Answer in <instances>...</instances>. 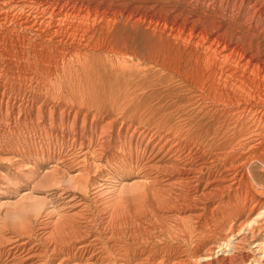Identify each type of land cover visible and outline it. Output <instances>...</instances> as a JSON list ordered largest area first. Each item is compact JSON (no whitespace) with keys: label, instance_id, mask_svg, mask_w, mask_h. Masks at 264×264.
<instances>
[{"label":"rangeland","instance_id":"1","mask_svg":"<svg viewBox=\"0 0 264 264\" xmlns=\"http://www.w3.org/2000/svg\"><path fill=\"white\" fill-rule=\"evenodd\" d=\"M219 1L0 0V19L6 14L9 20L15 17L29 22L31 27L12 28L14 24L7 21L6 29L0 28V35L7 36L10 43L7 46L18 43L19 39L24 40L26 50L28 45L36 49L38 44L46 45L43 41H47L46 34L51 31L45 34L31 22L46 20L52 9H61L69 15L65 23L67 31H63L73 41L71 46L48 45V51L42 52L50 58L46 59V67L39 60L33 62L27 53L22 58L8 56V63L0 58V264H202L197 257L203 253L210 255L213 249L212 259L219 254L235 258L232 264L264 263V213L256 216L264 212V154L258 160L249 161L245 182L230 184V173L221 156L230 148L219 146L229 133H220L218 120L207 114L209 108L202 100L205 93L195 84L203 82L205 67L225 69L242 54L253 64H264V0ZM77 54L79 57L75 60ZM117 62L125 63L126 67L118 66ZM251 143L245 151H251L257 142ZM179 168L188 169L192 179L183 181L181 173L174 171ZM124 185L130 188L131 195H123L124 205L112 207V199ZM251 209L259 210L255 214ZM254 218L257 222L252 228L245 226L246 220L250 222ZM226 236L232 239L227 246L223 242Z\"/></svg>","mask_w":264,"mask_h":264},{"label":"bare ground","instance_id":"2","mask_svg":"<svg viewBox=\"0 0 264 264\" xmlns=\"http://www.w3.org/2000/svg\"><path fill=\"white\" fill-rule=\"evenodd\" d=\"M7 1V0H6ZM12 1V0H11ZM17 1V0H16ZM47 1V0H46ZM213 1V0H212ZM219 1V0H218ZM2 2V1H1ZM37 2V1H36ZM60 2V1H59ZM66 2V1H65ZM217 2V1H216ZM220 2V1H219ZM233 2V1H232ZM47 3V2H46ZM64 3V2H63ZM200 3V2H199ZM227 3V2H226ZM249 3V2H248ZM22 4V3H21ZM29 4V3H28ZM67 4V3H66ZM65 5V4H64ZM92 5V4H91ZM104 5V4H103ZM133 5V4H132ZM199 5V4H198ZM219 5V4H218ZM228 5V4H227ZM232 5V4H231ZM4 6V5H3ZM15 6V5H14ZM45 6V5H44ZM102 6V5H101ZM10 7V6H9ZM19 7V6H18ZM62 7H63V5H62ZM74 7V6H73ZM129 7H131V6H129ZM25 8V7H24ZM69 8V7H68ZM71 8V7H70ZM79 8H80V6H79ZM78 8V9H79ZM88 8V7H87ZM114 8V7H113ZM210 8V7H209ZM208 8V9H209ZM224 8V7H223ZM231 8V7H230ZM253 8H256V7H253ZM26 10L28 9V8H25ZM43 9V8H42ZM65 9H67V8H65ZM72 9V8H71ZM77 9V8H76ZM83 9V8H82ZM128 9V8H127ZM222 9V8H221ZM220 9V10H221ZM233 9H235V8H233ZM4 10V9H3ZM10 10V9H9ZM9 10H8V13H9ZM33 10V9H32ZM95 10V9H94ZM102 10V9H101ZM113 10V9H112ZM129 10V9H128ZM219 10V11H220ZM231 10V9H230ZM5 11V10H4ZM7 11V10H6ZM50 11V10H49ZM71 11V10H70ZM75 11V10H74ZM78 11V10H77ZM76 11V12H77ZM92 11H93V9H92ZM104 11V10H103ZM108 11V10H107ZM111 11V10H110ZM117 11H118V9H117ZM222 11V10H221ZM236 11H238L237 9H236ZM3 12V11H2ZM15 12V11H14ZM17 12V11H16ZM24 12V11H23ZM39 12V11H38ZM84 12V11H83ZM86 12V11H85ZM102 12V11H101ZM112 12V11H111ZM126 12V11H125ZM128 12V11H127ZM144 12H146V11H144ZM216 12V11H215ZM246 12V11H245ZM254 12V11H253ZM253 12H252V14H253ZM261 12L263 13V11L261 10ZM13 13V12H12ZM25 13V12H24ZM45 13V12H44ZM94 13H95V11H94ZM120 13V12H119ZM139 13V12H138ZM175 13V12H174ZM177 13V12H176ZM218 13V12H217ZM223 13V12H222ZM231 13V12H230ZM32 14H34V13H32ZM84 14V13H83ZM99 14V13H98ZM114 14H115V12H114ZM130 14V13H129ZM152 14V13H151ZM153 14H155V13H153ZM158 14V13H157ZM264 14V13H263ZM3 15H4V13H3ZM22 15V14H21ZM81 15V14H80ZM112 15H113V13H112ZM125 15H126V13H125ZM128 15V14H127ZM2 16V15H1ZM24 16V15H23ZM26 16V15H25ZM30 16V15H29ZM38 16V15H37ZM74 16H76V15H74ZM97 16V15H96ZM108 16V15H107ZM238 16V15H237ZM247 16V15H246ZM249 16V15H248ZM262 16H264V15H262ZM261 16V17H262ZM18 17V16H17ZM27 17V16H26ZM45 17V16H44ZM68 17H69V15L67 14V13H64V11L63 10H61V9H59V10H54L53 11V9H52V12L50 13V16H49V18H47L46 20H44V21H41L40 20V23H35V22H31L30 20V22L32 23V25H36L37 27H38V29L40 30V31H42V32H45V34L46 33H48V32H50L51 31V33H48V34H46V38H47V41H43L46 45H37V47L39 48V49H36V47H31L30 45H28V48H27V50H26V48L24 47V43H23V39L21 40V39H19V41H18V43H16V44H13V45H9V46H7V44L6 43H8L7 42V36L5 37L4 35H0V58L1 59H3V60H5V62H7L6 61V58L8 57V56H12V54H13V56L15 55V56H17L18 58H22L26 53H27V56H31L32 58H33V62L35 61V60H39L38 62H40V63H42V65L44 66V67H46V63H48V61H46V59H50L49 57H48V55H42L43 53L42 52H44V51H48V45H50V46H53L54 48L56 47V46H58V45H68V46H71V45H73V41H72V38H70L67 34H66V32H64L63 30H66L67 31V28L65 27V23L67 22V20H68ZM73 17V16H72ZM81 17V16H80ZM83 17V16H82ZM86 17V16H85ZM115 17V16H114ZM137 17V16H136ZM140 17V16H139ZM236 17V16H235ZM12 19H10L9 20V18H8V16L5 14L0 20H1V22H0V28H4V30L6 29L4 26L8 23L7 21H9L10 23H13L14 24V26L12 27V28H17V27H19V28H22L23 30H26V29H30L31 27H30V24H29V22H27V21H23V22H21V21H19L18 20V18H15V17H11ZM25 18V17H24ZM37 18V17H36ZM70 18V17H69ZM128 18H129V16H128ZM145 18V17H144ZM143 18V19H144ZM151 17H149V19H150ZM168 18V17H167ZM242 18V17H241ZM21 19V18H20ZM23 19V18H22ZM32 19V18H31ZM82 19V18H81ZM139 19V18H138ZM157 19V21L159 20L158 18H155V20ZM160 19H162V18H160ZM172 19V18H171ZM175 19V18H174ZM232 19V18H231ZM239 19V18H238ZM249 19V18H248ZM26 20V19H25ZM73 20V19H72ZM85 20V19H84ZM114 20V19H113ZM152 20H153V16H152ZM167 20V19H166ZM165 20V21H166ZM216 20V19H215ZM256 20V19H255ZM133 21H134V19H133ZM132 21V22H133ZM139 21V20H138ZM162 21V20H161ZM180 21H181V19H180ZM233 21V20H232ZM257 21V20H256ZM262 21V20H261ZM92 22V21H91ZM100 22V21H99ZM148 22V21H147ZM168 22V21H167ZM171 22V21H170ZM182 22V21H181ZM237 22H241V21H237ZM250 22V21H249ZM249 22H248V24H249ZM35 23V24H34ZM70 23V22H69ZM86 23V22H85ZM126 23V22H125ZM152 23V22H151ZM172 23V22H171ZM171 23H168L169 25L171 24ZM199 23V22H198ZM165 24V23H164ZM173 24V23H172ZM172 24L170 25V27L172 26ZM187 24V23H186ZM244 24H246V23H244ZM251 24V23H250ZM70 25V24H69ZM88 25V24H87ZM108 25H110L109 23H108ZM155 25V24H154ZM153 25V26H154ZM163 25V24H162ZM180 24H178V26H179ZM200 25V24H199ZM254 25V24H253ZM264 25V24H263ZM23 26H25V27H23ZM91 26V25H90ZM187 27H188V25H186ZM193 26V25H192ZM75 27V26H74ZM155 27V26H154ZM159 27V26H158ZM163 27H164V25H163ZM163 27H161V28H163ZM182 28H184L183 26H181ZM225 27V26H224ZM251 27V26H250ZM34 28V27H33ZM86 28V27H85ZM180 28V27H179ZM202 28V27H201ZM208 28H209V26H208ZM259 28V27H258ZM70 29V28H69ZM75 29V28H74ZM107 29V28H106ZM186 29V28H185ZM190 29V28H189ZM196 29V28H195ZM170 30V29H169ZM204 30V29H203ZM255 30V29H254ZM16 31V30H15ZM77 31V30H76ZM79 31V30H78ZM81 31V30H80ZM83 31V30H82ZM178 31V30H177ZM193 31V30H192ZM212 32H213V30H211ZM258 31V30H257ZM264 31V30H263ZM6 32L8 33V31L6 30ZM13 32V31H12ZM41 32V33H42ZM84 32V31H83ZM87 32V31H86ZM92 32V31H91ZM179 32H181V30L179 31ZM189 32V31H188ZM206 32V31H205ZM221 32V31H220ZM252 32V31H251ZM68 33V32H67ZM187 33V32H186ZM201 33V32H200ZM204 33V32H203ZM202 33V34H203ZM10 34V33H9ZM13 34V33H12ZM187 34H189V33H187ZM197 34V33H196ZM211 34V33H210ZM253 34H254V32H253ZM262 34V33H261ZM16 35H17V33H16ZM20 35V34H19ZM22 35H24V34H22ZM21 35V36H22ZM186 35V34H185ZM184 35V36H185ZM43 36V35H42ZM196 36V35H195ZM213 36V35H212ZM10 37V36H9ZM72 37H73V35H72ZM75 37V36H74ZM86 37V36H85ZM89 37V36H88ZM187 37H189V36H187ZM206 37V36H205ZM11 38V37H10ZM14 38V37H13ZM18 38V37H17ZM199 38H201V37H199ZM198 38V39H199ZM210 38V37H209ZM217 38V37H216ZM45 39V38H44ZM105 39V38H104ZM183 39H184V37H183ZM211 39V38H210ZM219 39V38H218ZM220 39H222V37L220 38ZM21 40V41H20ZM78 40V39H77ZM100 40V39H99ZM196 40V39H195ZM209 40V39H208ZM208 40H207V42H208ZM215 40V39H214ZM229 40H230V38H229ZM236 39H234V41H235ZM10 41V40H9ZM28 41V40H27ZM80 41V40H79ZM176 41V40H175ZM198 41V40H197ZM219 41V40H218ZM15 42V41H14ZM68 42H70V44L68 43ZM97 43H99V41L97 40L96 41ZM105 42V41H104ZM174 42V41H173ZM181 42V41H180ZM205 42V41H204ZM217 42V41H216ZM229 42V41H228ZM12 43V42H11ZM27 43V42H26ZM35 43V42H34ZM33 43V44H34ZM77 43V42H76ZM92 43V42H91ZM227 43V42H226ZM8 44H10V43H8ZM85 44V43H84ZM101 44V43H100ZM186 44V43H185ZM210 44H211V42H210ZM239 44V43H238ZM78 45H79V42H78ZM98 45V44H97ZM104 45V44H103ZM102 45V46H103ZM180 45H182V44H180ZM205 45V44H204ZM224 45V44H223ZM88 46H89V44H88ZM100 46V45H99ZM179 46V45H178ZM206 46V45H205ZM86 47H87V45H86ZM111 47V46H110ZM187 47V46H186ZM228 47H230V46H228ZM236 47V46H235ZM209 48V47H208ZM77 49V48H76ZM73 50V49H72ZM75 50V49H74ZM87 50V49H86ZM207 50V49H206ZM215 50V49H214ZM219 50V49H218ZM235 50V49H234ZM27 51V52H26ZM53 51V50H52ZM55 51V50H54ZM53 51V52H54ZM68 51V50H67ZM76 51V50H75ZM84 51V50H83ZM99 51V50H98ZM217 51V50H216ZM220 51V50H219ZM58 52H61V51H58ZM164 52V51H163ZM218 52V51H217ZM254 52V51H253ZM85 53V52H84ZM185 53H186V51H185ZM203 53V52H202ZM228 53V52H227ZM226 53V54H227ZM243 53H244V51H243ZM250 53V52H249ZM60 54V53H59ZM81 54V53H80ZM264 54V53H263ZM85 55V54H84ZM83 55V56H84ZM102 55V54H101ZM182 55V54H181ZM184 55V54H183ZM194 55V54H193ZM243 55H245V54H242V57H234L235 59H233V62H234V64H231V65H229V66H227L225 69L224 68H222L223 66H211V67H205V74H204V77H203V82L202 83H200V85L198 84V83H195L198 87H199V90H202L205 94H204V96H202V100H203V102H204V104H205V106L207 107V114L209 115V116H212V118L213 119H217L218 120V123H220V125H219V129L218 130H220L221 129V131H220V133L221 132H223L224 134H227V133H229V135L227 136V138L225 139V142L223 143V144H221V145H219V146H221V148H222V146H223V148L224 149H226L227 147H229L230 148V151L229 150H227V151H224L222 154H221V156H223V163H224V165L226 166V167H228L227 168V172L228 173H230L229 174V176H230V179H229V181H230V184H232V185H240V183L242 182V181H244V180H247V177H246V170H247V168H248V165H249V161L250 160H258L261 156H263V154H264V64H262L261 63V66L259 65V64H253L251 61H249V60H245V57L243 56ZM198 56V55H197ZM224 56V55H223ZM229 56V55H228ZM233 56V55H232ZM16 57V58H17ZM78 57H79V55L77 54L76 56H74V58H75V60L76 59H78ZM88 57V59H89V56H87ZM180 57V56H179ZM250 57V56H249ZM254 57V56H253ZM98 58V57H97ZM53 59H54V56H53ZM59 59H61V58H59ZM91 59V58H90ZM181 59V58H180ZM197 59V58H196ZM253 59V58H252ZM258 59V58H257ZM9 60V59H8ZM22 60V59H21ZM65 60V59H64ZM262 60V59H261ZM20 61V60H19ZM205 61V60H204ZM225 61V60H224ZM230 61V60H229ZM260 61V60H259ZM20 62H22V61H20ZM50 62V61H49ZM57 62V61H56ZM153 62V61H152ZM155 62V61H154ZM208 62V61H207ZM8 63V62H7ZM14 63V62H13ZM17 63V62H16ZM24 63V62H23ZM60 63V62H59ZM66 63V62H65ZM180 63V62H179ZM3 64V63H2ZM55 64V63H54ZM125 63H120V62H117V65L118 66H121V67H126L125 65H124ZM211 64H212V62H211ZM224 64V63H223ZM222 64V65H223ZM229 64V63H228ZM4 65V64H3ZM20 65H22V64H20ZM36 65V64H35ZM57 65V64H56ZM167 65V64H166ZM23 66V65H22ZM25 66V65H24ZM62 66V65H61ZM9 67V66H8ZM17 67V66H16ZM26 67V66H25ZM52 67H55V66H53L52 65ZM57 67V66H56ZM75 67V66H74ZM24 68V67H23ZM69 68H71V67H69ZM143 68V67H142ZM40 69V68H39ZM49 69V68H48ZM57 69V68H56ZM61 69V68H60ZM79 69V68H78ZM92 69V68H91ZM3 70H5V69H3ZM70 70V69H69ZM29 71V70H28ZM55 71V70H54ZM53 71V72H54ZM67 71V70H66ZM79 71V70H78ZM137 71V70H136ZM16 72V71H15ZM19 72V71H18ZM20 72H21V70H20ZM25 72V71H24ZM37 72V71H36ZM41 72V71H40ZM46 72V71H45ZM73 72H75V70L73 71ZM11 73V72H10ZM62 73V72H61ZM71 73V72H70ZM142 73V72H141ZM1 74V73H0ZM7 74V73H6ZM9 74V73H8ZM31 74V73H30ZM55 74V73H54ZM53 74V75H54ZM58 74V73H57ZM24 75V74H23ZM51 75V74H50ZM66 75V74H65ZM8 76V75H7ZM31 77H32V75H30ZM41 76V75H40ZM48 76V75H47ZM15 77V76H14ZM24 77H26V75L24 76ZM30 77V78H31ZM35 77V76H34ZM10 78V77H9ZM13 78V77H12ZM3 79V78H2ZM6 79V78H5ZM4 79V80H5ZM8 79V78H7ZM34 79V78H33ZM53 79V78H52ZM189 79V78H188ZM12 80V79H11ZM11 80H9V81H11ZM15 80H16V78H15ZM201 80V79H200ZM3 81V80H2ZM2 81H1V83H2ZM30 81V80H29ZM31 82V81H30ZM10 83V82H9ZM16 83V82H15ZM34 83V82H33ZM18 84V83H17ZM35 84V83H34ZM41 84V83H40ZM23 85V84H22ZM45 85H48V84H45ZM60 85V84H59ZM58 85V86H59ZM181 85V84H180ZM5 86H7V85H5ZM30 86V85H29ZM55 86V85H54ZM63 86V85H62ZM74 86V85H73ZM76 86V85H75ZM81 86V85H80ZM89 86V85H88ZM12 87H13V85H12ZM24 87V86H23ZM27 87V86H26ZM40 87V86H39ZM4 88V87H3ZM7 88V87H6ZM17 87H15V89H16ZM36 88H37V86H36ZM45 88V87H44ZM82 88V87H81ZM10 89H11V87H10ZM13 89V88H12ZM19 89V88H18ZM24 89V88H23ZM38 89V88H37ZM96 89V88H95ZM192 89H194V88H192ZM2 90H4V89H2ZM7 90V89H6ZM30 90V89H29ZM33 90V89H32ZM31 90V91H32ZM110 90V89H109ZM35 91V90H34ZM70 91V90H69ZM75 91V90H74ZM23 92V91H22ZM77 92V91H76ZM4 93V92H3ZM5 93H6V91H5ZM17 93H18V91H17ZM36 93V92H35ZM38 93V92H37ZM51 93V92H50ZM100 93V92H99ZM98 93V94H99ZM48 94V93H47ZM82 94H83V92H82ZM201 94V93H200ZM14 95H15V93H14ZM27 95V94H26ZM25 95V96H26ZM32 95V94H31ZM59 95V94H58ZM77 95V94H76ZM197 95V94H196ZM1 96V95H0ZM16 96V95H15ZM53 96V95H52ZM194 96V95H193ZM38 97V96H37ZM87 97V96H86ZM108 97V96H107ZM8 98V97H7ZM31 98V97H30ZM29 98V99H30ZM47 98V97H46ZM112 98V97H111ZM194 98V97H193ZM197 98V97H196ZM43 99V98H42ZM7 100V99H6ZM13 100V99H12ZM16 100V99H15ZM86 100V99H85ZM106 100V99H105ZM14 101V100H13ZM87 101V100H86ZM91 101V100H90ZM30 102V101H29ZM52 102V101H51ZM59 102V101H58ZM62 102V101H61ZM107 102H109V101H107ZM13 103V102H12ZM20 103V102H19ZM18 103V104H19ZM22 103V102H21ZM26 103V102H25ZM46 103V102H45ZM67 103V102H66ZM4 104V103H3ZM48 104V103H47ZM199 104V103H198ZM10 105V104H9ZM31 105V104H30ZM82 105V104H81ZM83 105H85L84 103H83ZM91 105V104H90ZM5 106V105H4ZM12 106V105H11ZM23 106H24V104H23ZM47 106V105H46ZM66 106H67V104H66ZM3 107V106H2ZM33 107H35V106H33ZM152 107V106H151ZM191 107V106H190ZM5 108V107H4ZM10 108V107H9ZM19 108V107H18ZM30 108V107H29ZM69 108V107H68ZM120 108V107H119ZM86 109V108H85ZM152 109V108H151ZM178 109V108H177ZM5 110H8V109H5ZM80 110V109H79ZM84 110V109H83ZM201 110V109H200ZM204 110V109H203ZM9 111V110H8ZM16 111V110H15ZM22 111H23V109H22ZM27 111H28V109H27ZM5 112V111H4ZM68 112H69V110H68ZM3 113V112H2ZM12 113V112H11ZM36 113V112H35ZM84 113H85V111H84ZM83 113V114H84ZM145 113H146V111H145ZM172 113V112H171ZM170 113V114H171ZM68 114V113H67ZM82 114V113H81ZM91 114V113H90ZM189 114V113H188ZM205 114H206V112H205ZM4 115V114H3ZM16 115V114H15ZM65 116V115H64ZM206 116V115H205ZM6 117H8V116H6ZM173 117V116H172ZM1 118H3V117H1ZM12 118V117H11ZM17 118V117H16ZM19 118V117H18ZM34 118H36V117H34ZM6 119V118H5ZM4 119V120H5ZM21 119V118H20ZM19 119V120H20ZM29 119V118H28ZM43 119V118H42ZM49 119H52V118H49ZM1 120V119H0ZM27 120V119H26ZM73 120V119H72ZM177 120V119H176ZM11 121H13V120H11ZM42 121V120H41ZM49 121V120H48ZM91 121V120H90ZM183 121V120H182ZM21 122H23V121H21ZM26 122V121H25ZM28 122V121H27ZM27 122H26V124H27ZM92 122V121H91ZM6 123V122H5ZM10 123V122H9ZM49 123V122H48ZM52 123V122H51ZM64 123V122H63ZM107 123V122H106ZM105 123V124H106ZM183 123V122H182ZM15 124H16V122H15ZM104 124V125H105ZM198 124V123H197ZM40 125V124H39ZM47 125V124H46ZM41 126V125H40ZM44 126V125H43ZM52 126V125H51ZM129 126V125H128ZM71 127V126H70ZM77 127V126H76ZM120 127V126H119ZM171 127V126H170ZM180 127V126H179ZM178 127V128H179ZM62 128V127H61ZM82 128V127H81ZM91 128V127H90ZM94 128V127H93ZM127 128V127H126ZM156 128H158V127H156ZM177 128V129H178ZM182 128V127H181ZM41 129V128H40ZM39 129V130H40ZM101 129H103V128H101ZM170 129V128H169ZM191 129H193V128H191ZM223 129V130H222ZM62 130V129H61ZM69 130V129H68ZM71 130H73V129H71ZM75 130V129H74ZM84 130V129H83ZM92 130V129H91ZM126 130V129H125ZM119 131V130H118ZM165 131V130H164ZM72 132V131H71ZM77 132V131H76ZM75 132V133H76ZM81 132H82V130H81ZM142 132V131H141ZM174 132H175V130H174ZM65 133V132H64ZM78 133V132H77ZM91 133V132H90ZM100 133V132H99ZM126 133V132H125ZM133 133V132H132ZM140 133V132H139ZM166 133H167V131H166ZM169 133V132H168ZM189 133V132H188ZM57 134V133H56ZM92 134V133H91ZM94 134V133H93ZM97 134V133H96ZM131 134V133H130ZM178 134V133H177ZM61 135V134H60ZM59 135V136H60ZM86 135V134H85ZM102 135V134H101ZM126 135V134H125ZM162 135V134H161ZM176 135V134H175ZM74 136V135H73ZM78 136V135H77ZM91 136V135H90ZM132 136V135H131ZM170 136V135H169ZM216 136V135H215ZM218 136H220V135H218ZM224 136V135H223ZM67 137H69V136H67ZM66 137V138H67ZM71 137V136H70ZM108 137V136H107ZM107 137H106V139H107ZM144 137H145V135H144ZM165 137V136H164ZM177 137H179L178 135H177ZM186 137V136H185ZM73 138V137H72ZM76 138V137H75ZM81 138V137H80ZM95 138V137H94ZM98 138H99V136H98ZM130 138V137H129ZM74 139V138H73ZM134 139V138H133ZM132 139V140H133ZM138 139V138H137ZM144 139V138H143ZM166 139V138H165ZM214 139V138H213ZM63 140V139H62ZM76 140V139H75ZM83 140V139H82ZM90 140H91V138H90ZM100 140H102V139H100ZM123 140H125V139H123ZM130 140V139H129ZM151 140V139H150ZM162 140V139H161ZM167 140V139H166ZM200 140V139H199ZM127 141V140H126ZM163 141V140H162ZM192 141V140H191ZM214 141V140H213ZM219 141V140H218ZM257 142L255 145H252V150L251 151H245L246 150V148L248 147V145L251 143V142ZM73 142V141H72ZM80 142V141H79ZM82 142V141H81ZM97 142H98V140H97ZM100 142V141H99ZM147 142V141H146ZM153 142V141H152ZM169 142V141H168ZM100 143H102V142H100ZM106 143V142H105ZM107 143H109V142H107ZM106 143V144H107ZM157 143V142H156ZM197 143V142H196ZM97 144V143H96ZM105 144V145H106ZM141 144V143H140ZM146 144V143H145ZM169 144V143H168ZM171 144V143H170ZM207 144V143H206ZM252 144V143H251ZM70 145H72L71 143H70ZM78 145V144H77ZM80 145V144H79ZM82 145V144H81ZM89 145V144H88ZM104 145V143L102 144V146ZM108 145H110V143L108 144ZM199 145V144H198ZM226 145V146H225ZM101 146V145H100ZM131 146V145H130ZM129 146V147H130ZM136 146H138V145H136ZM158 146V145H157ZM161 146V145H160ZM170 147V146H169ZM169 147H168V149H169ZM70 148V147H69ZM79 148H81V146L79 147ZM78 148V149H79ZM86 148H88V147H86ZM99 148V147H98ZM134 148H136V147H134ZM133 148V149H134ZM147 148V147H146ZM152 148H153V146H152ZM151 148V149H152ZM178 148V147H177ZM180 148V147H179ZM185 148V147H184ZM204 148V147H203ZM236 148V149H235ZM108 149V148H107ZM189 149V148H188ZM87 151V150H86ZM184 151V150H183ZM194 151V150H193ZM114 152V151H113ZM146 152V151H145ZM175 152V151H174ZM197 152V151H196ZM195 152V153H196ZM112 153V152H111ZM110 153V155H112ZM123 153V152H122ZM147 153V152H146ZM173 153V152H172ZM194 153V152H193ZM201 153V152H200ZM210 153V152H209ZM124 154V153H123ZM191 154V153H190ZM199 154V153H198ZM210 154H212V153H210ZM122 155V154H121ZM138 155H139V153H138ZM142 155V154H141ZM162 155H163V153H162ZM171 155V154H170ZM144 156V155H143ZM142 156V157H143ZM175 156V155H174ZM194 156V155H193ZM212 156V155H211ZM218 156V155H217ZM61 157V156H60ZM84 157V156H83ZM148 157V156H147ZM146 157V158H147ZM153 157V156H152ZM169 157V156H168ZM167 157V158H168ZM195 157V156H194ZM205 158H206V156H205ZM59 159V158H58ZM81 159V158H80ZM151 159V158H150ZM178 159V158H177ZM185 159H187V158H185ZM191 159V158H190ZM193 159V158H192ZM220 159V158H219ZM141 160V159H140ZM144 160V159H143ZM158 160V159H157ZM181 160H184V159H181ZM75 161H77V160H75ZM83 161V160H82ZM88 161V160H87ZM87 161H86V163H87ZM138 161H139V159H138ZM148 161H149V159H148ZM156 161V160H155ZM190 161V160H189ZM188 161V162H189ZM192 161V160H191ZM209 161V160H208ZM260 161V160H259ZM61 162V161H60ZM147 162V161H146ZM202 162V161H201ZM56 163V162H55ZM77 163V162H76ZM144 163V162H143ZM195 163V162H194ZM260 163V162H259ZM262 163V162H261ZM161 164V163H160ZM165 164V163H164ZM192 164V163H191ZM83 165V164H82ZM91 165V164H90ZM135 165V164H134ZM140 165H142V164H140ZM151 165V164H150ZM208 165V164H207ZM223 165V166H224ZM87 166V165H86ZM139 166V165H138ZM160 166V165H159ZM162 166V165H161ZM160 166V167H161ZM167 166V165H166ZM89 167V166H88ZM96 167V166H95ZM149 167V166H148ZM151 167V166H150ZM263 167H264V165H263ZM57 168V167H56ZM91 168H93V167H90L89 169H91ZM135 168V167H134ZM143 168V167H142ZM163 168V167H162ZM171 168V167H170ZM215 168V167H214ZM88 169V168H87ZM131 169V168H130ZM160 170H162V171H164V169H161L160 168ZM217 170V169H216ZM223 170V169H222ZM129 171H131V170H129ZM174 171H177V173L179 172V173H181V178H183V181L185 180V181H190L191 179H192V173L191 172H189L188 171V169L186 170V169H180L179 168V170L178 169H175ZM212 171V170H211ZM250 171V170H249ZM59 172V171H58ZM89 172V171H88ZM91 172V171H90ZM148 172H150V171H148ZM207 172V171H206ZM213 172V171H212ZM251 172V171H250ZM53 173V172H52ZM55 173V172H54ZM96 173V172H95ZM129 173V172H128ZM227 173V174H228ZM44 174V173H43ZM55 174H57V173H55ZM126 174V173H125ZM146 174V173H145ZM151 174V173H150ZM249 174V173H248ZM263 174V173H262ZM61 175V174H60ZM59 175V176H60ZM123 175V174H122ZM130 175V174H129ZM215 175V174H214ZM214 175H213V177L212 178H214ZM222 175V174H221ZM220 175V176H221ZM62 176V175H61ZM88 176V175H87ZM150 176V175H149ZM168 176V175H167ZM212 176V175H211ZM41 177V176H40ZM39 177V178H40ZM72 177V176H71ZM144 177V176H143ZM148 177V176H147ZM151 177V176H150ZM173 177V176H172ZM218 177V176H217ZM263 177H264V175H263ZM45 178V177H44ZM54 178V177H53ZM73 178H75V177H73ZM78 178H80V176H78ZM77 178V179H78ZM110 178H112V177H110ZM114 178H115V176H114ZM158 177H156L155 179H157ZM202 178V177H201ZM216 178V177H215ZM220 178V177H219ZM218 178V179H219ZM223 178V177H222ZM221 178V179H222ZM226 178V177H225ZM229 178V177H228ZM42 179V178H41ZM66 179V178H65ZM71 179V178H70ZM86 179H87V177H86ZM95 179V178H94ZM163 179V178H162ZM44 180H47V177H46V179H44ZM54 180H55V178H54ZM56 180H58V179H56ZM69 180V179H68ZM73 180V179H72ZM83 180V179H82ZM92 180V179H91ZM139 180V179H138ZM149 180V179H148ZM148 180H146V181H148ZM224 180V179H223ZM38 181H40V180H38ZM61 181V180H60ZM62 181H63V178H62ZM70 181V180H69ZM173 181V180H172ZM178 181V180H177ZM202 181V180H201ZM33 182H34V180H33ZM45 182H47V181H45ZM68 182V181H67ZM141 182V181H140ZM143 182H144V180H143ZM169 182V181H168ZM196 182V181H195ZM245 182V181H244ZM52 183V182H51ZM58 183V182H57ZM139 183V182H138ZM142 183V182H141ZM207 183V182H206ZM218 183V182H217ZM35 184H36V182H35ZM59 184V183H58ZM132 184V183H131ZM145 184V183H144ZM163 184V183H162ZM216 184V183H215ZM219 184V183H218ZM227 184V183H226ZM246 184V183H245ZM65 185V184H64ZM77 185V184H76ZM93 185V184H92ZM134 185V184H133ZM148 185V184H147ZM222 185H223V183H222ZM221 185V186H222ZM190 186V185H189ZM242 186V185H241ZM76 187V186H75ZM84 187V186H83ZM82 187V188H83ZM122 187V186H121ZM142 187H143V185H142ZM161 187V186H160ZM200 187V186H199ZM205 187V186H204ZM229 187H231V186H229ZM117 188V187H116ZM141 188V187H140ZM145 188V187H144ZM213 188V187H212ZM245 188V187H244ZM85 189V188H84ZM118 189V188H117ZM136 189V188H135ZM157 189V188H156ZM161 190H162V188H160ZM193 189V188H192ZM216 189H218V188H216ZM248 189V188H247ZM94 190V189H93ZM106 190V189H105ZM132 190V189H131ZM147 190H150V189H147ZM190 190V189H189ZM195 190V189H194ZM83 191V190H82ZM95 191V190H94ZM104 191V190H103ZM175 191V190H174ZM196 191V190H195ZM118 193V195L116 194V196L112 199V201H111V206L112 207H116V206H119L120 204L121 205H124L123 203H121L122 202V199H123V195H126V196H129V194L131 195V191H130V188L129 187H127V186H123L122 188H121V190L120 191H117ZM159 192V191H158ZM193 192V191H192ZM191 192V193H192ZM207 192V191H206ZM221 192V191H220ZM229 192H231V190L229 191ZM93 193V192H92ZM99 193V192H98ZM148 193V192H147ZM187 193V192H186ZM114 194V193H113ZM25 195V194H24ZM84 195H85V193H84ZM109 195V194H108ZM151 195V194H150ZM184 195V194H183ZM201 195V194H200ZM228 195V194H227ZM230 196H231V193L229 194ZM233 195V194H232ZM236 195H238V194H236ZM31 196V195H30ZM110 196V195H109ZM202 196V195H201ZM222 196V195H221ZM243 196V195H242ZM27 197V196H26ZM33 197V196H32ZM107 197V196H106ZM155 197V196H154ZM166 197V196H165ZM203 197V196H202ZM235 197V196H234ZM252 197V196H251ZM21 198V197H20ZM110 198H112V197H110ZM151 198H152V196H151ZM150 198V199H151ZM177 198H179V197H177ZM183 198V197H182ZM228 198V197H227ZM23 199H25L24 197H23ZM29 199V198H28ZM31 199V198H30ZM33 199V198H32ZM93 199H95V198H93ZM189 199V198H188ZM197 199V198H196ZM239 199H241L240 197H239ZM245 199H246V196H245ZM254 199V198H253ZM257 199V198H256ZM263 199V198H262ZM21 200V199H20ZM26 200H27V198H26ZM26 200H25V202H26ZM35 200V199H34ZM92 200V199H91ZM198 200V199H197ZM217 200H218V198H217ZM235 200V199H234ZM234 200H232V201H234ZM24 201V200H23ZM104 201V200H103ZM150 201H154V200H150ZM216 201V200H215ZM236 201V200H235ZM246 201V200H245ZM256 201V200H255ZM22 202V201H21ZM24 202V203H25ZM29 202V201H28ZM28 202H27V204H28ZM30 202H31V200H30ZM39 202H40V200H39ZM76 202V201H75ZM227 202V201H226ZM228 202H229V200H228ZM240 202V201H239ZM20 203V202H19ZM32 203H33V201H32ZM133 203H135V201L133 202ZM170 203H173V200H170ZM181 203V202H180ZM235 203V202H234ZM257 203V202H256ZM262 203H263V201H262ZM17 204V203H16ZM26 204V205H27ZM76 204H77V202H76ZM79 204V203H78ZM183 204V203H182ZM185 204V203H184ZM217 204V203H216ZM231 203H229V205H230ZM238 204V203H237ZM241 204V203H240ZM7 205H10V204H7ZM83 205V204H82ZM93 205V204H92ZM105 205V204H104ZM175 205H177V204H175ZM186 205H187V203H186ZM209 205V204H208ZM257 205V204H256ZM260 205V204H259ZM1 206V205H0ZM3 206V205H2ZM5 206V205H4ZM12 206V205H11ZM14 206H16L15 204H14ZM23 206V205H22ZM103 206V205H102ZM108 206V205H107ZM167 206V205H166ZM205 206V205H204ZM225 206V205H224ZM239 206V205H238ZM254 206V205H253ZM6 207H8V206H6ZM13 207V206H12ZM19 207V206H18ZM110 207V206H109ZM122 207H124V206H122ZM190 207V206H189ZM193 207H194V205H193ZM212 207V206H211ZM227 207H229V206H227ZM1 208V207H0ZM9 208V207H8ZM71 208H73V207H71ZM86 208V207H85ZM126 208V207H125ZM157 208V207H156ZM167 208V207H166ZM191 208V207H190ZM205 208H207V207H205ZM222 208V207H221ZM242 208V207H241ZM246 208H248V207H246ZM29 209V208H28ZM112 209V208H111ZM110 209V210H111ZM148 209V208H147ZM171 209V208H170ZM176 208H174V210H175ZM208 209V208H207ZM230 209V208H229ZM85 210V209H84ZM177 210V209H176ZM182 210V209H181ZM189 210V209H188ZM209 210H210V208H209ZM216 210H217V208H216ZM245 210V209H244ZM252 210V209H251ZM257 210H259V209H254V210H252V213H255ZM263 210V209H262ZM8 211V210H7ZM75 211V210H74ZM183 211V210H182ZM195 211V210H194ZM225 211V210H224ZM233 211H234V209H233ZM237 211V210H236ZM242 211V210H241ZM12 212V211H11ZM52 212V211H51ZM50 212V213H51ZM55 212V211H54ZM111 211H109V213H110ZM156 212V211H155ZM171 212V211H170ZM181 212V211H180ZM209 212H211V211H209ZM250 212V211H249ZM5 213V212H4ZM45 213H46V210H45ZM72 213H74V212H72ZM184 213V212H183ZM193 213V212H192ZM225 213V212H224ZM232 213V212H231ZM235 213V212H234ZM239 213H240V211H239ZM238 213V214H239ZM264 212H258L257 213V215L256 216H261L262 214H263ZM129 214V213H128ZM150 214V213H149ZM164 214V213H163ZM214 214V213H213ZM256 214V213H255ZM7 215H10V214H8L7 213ZM13 214L11 213V216H12ZM80 215V214H79ZM167 215V214H166ZM210 215H211V213H210ZM216 215V214H215ZM234 215V214H233ZM43 216V215H42ZM47 216V215H46ZM53 216V215H52ZM76 216V215H75ZM116 216V215H115ZM170 216V215H169ZM231 216V215H230ZM236 216V215H235ZM251 216V215H250ZM256 216H255V218H256ZM101 217V216H100ZM129 217V216H128ZM163 217V216H162ZM165 217V216H164ZM181 217V216H180ZM197 217V216H196ZM226 217V216H225ZM233 217V216H232ZM232 217H231V219H232ZM264 217V216H263ZM37 218V217H36ZM56 218V217H55ZM64 218V217H63ZM80 218V217H79ZM90 218H91V216H90ZM109 218V217H108ZM116 218V217H115ZM155 218V217H154ZM170 218H172V217H170ZM176 218V217H175ZM174 218V219H175ZM253 218V217H252ZM255 218L254 219H252L250 222H248V220H244L245 221V226H247V227H250V228H252L253 227V224H255L257 221L255 220ZM60 219V218H59ZM138 219V218H137ZM160 219V218H159ZM194 219V218H193ZM192 219V220H193ZM210 219H211V217H210ZM216 219V218H215ZM222 219H224V218H222ZM235 219V218H234ZM239 219V218H238ZM12 220H14L13 218H12ZM61 220V219H60ZM102 220V219H101ZM179 220V219H178ZM217 220H218V218H217ZM226 220H228V219H226ZM225 220V221H226ZM262 220V219H261ZM264 220V219H263ZM46 221V220H45ZM48 221H49V219H48ZM81 221V220H80ZM83 221H84V219H83ZM137 221V220H136ZM162 221V220H161ZM164 221V220H163ZM224 221V220H223ZM240 221V220H239ZM43 222V221H42ZM53 222H55V220L53 221ZM86 222V221H85ZM120 222V221H119ZM168 222V221H167ZM177 222V221H176ZM220 222V221H219ZM218 222V223H219ZM233 222V221H232ZM263 222V221H262ZM46 224H47V222H45ZM91 223V222H90ZM115 223V222H114ZM128 223V222H127ZM147 223H148V221H147ZM156 223V222H155ZM172 223V222H171ZM194 223V222H193ZM208 223H210V222H208ZM223 223V222H222ZM221 223V224H222ZM230 223V222H229ZM234 223V222H233ZM14 224V223H13ZM60 224V223H59ZM84 224V223H83ZM105 224V223H104ZM111 224V223H110ZM141 224V223H140ZM181 224V223H180ZM15 225V224H14ZM16 225H17V222H16ZM40 225H41V223H40ZM39 225V226H40ZM50 225V224H49ZM55 225V224H54ZM57 225V224H56ZM78 225V224H77ZM131 225H132V223H131ZM171 225V224H170ZM213 225V224H212ZM223 225V224H222ZM21 226H22V224H21ZM81 226H82V224H81ZM87 226V225H86ZM103 226V225H102ZM109 226V225H108ZM164 226V225H163ZM219 226V225H218ZM221 226V225H220ZM224 226V225H223ZM228 226H229V224H228ZM231 226V225H230ZM229 226V227H230ZM262 226V225H261ZM78 227V226H77ZM89 227V226H88ZM101 227V226H100ZM111 227V226H110ZM157 227V226H156ZM243 227V226H242ZM24 228H26V226H24ZM23 228V229H24ZM52 228V227H51ZM61 228V227H60ZM102 228H104V227H102ZM108 228V227H107ZM123 229H124V227H122ZM143 228V227H142ZM206 228H207V226H206ZM221 228V227H220ZM246 228V227H245ZM76 229H78V228H76ZM109 229H111V228H109ZM163 229V228H162ZM203 229V228H202ZM215 229H217V228H215ZM226 229V228H225ZM255 229V228H254ZM28 230V229H27ZM61 230V229H60ZM132 230V229H131ZM152 230V229H151ZM157 230H159V229H157ZM181 230V229H180ZM184 230V229H183ZM205 230V229H204ZM218 230V229H217ZM221 230V229H220ZM223 230H224V228H223ZM232 230V229H231ZM47 231H48V229H47ZM46 231V232H47ZM165 231V230H164ZM179 231V230H178ZM219 231V230H218ZM228 231V230H227ZM251 231V230H250ZM258 231V230H257ZM262 231H263V229H262ZM44 232V231H43ZM78 232V231H77ZM106 232V231H105ZM208 232V231H207ZM222 232V231H221ZM236 232V231H235ZM260 232V231H259ZM80 233V232H79ZM103 233V232H102ZM109 233V232H108ZM116 233V232H115ZM132 233V232H131ZM170 233H172V232H170ZM181 233V232H180ZM197 233V232H196ZM210 233V232H209ZM232 233V232H231ZM237 233V232H236ZM239 233H242V231L241 232H239ZM60 234H61V232H60ZM128 234V233H127ZM134 234V233H133ZM149 234V233H148ZM212 234V233H211ZM42 235V234H41ZM53 235V234H52ZM62 235V234H61ZM105 235V234H104ZM119 235V234H118ZM135 235V234H134ZM137 235H139V234H137ZM203 235V234H202ZM205 235H206V233H205ZM216 235V234H215ZM224 235V234H223ZM235 235V234H234ZM31 236V235H30ZM47 236V235H46ZM103 236V235H102ZM106 236V235H105ZM133 236V235H132ZM140 236V235H139ZM181 236V235H180ZM188 236V235H187ZM198 236V235H197ZM204 236V235H203ZM202 236V237H203ZM230 236H233V234H231ZM241 236H242V234H241ZM249 236H250V234H249ZM33 237V236H32ZM135 237V236H134ZM177 237V236H176ZM184 237V236H183ZM212 237V236H211ZM218 237V236H217ZM235 237H236V235H235ZM38 238V237H37ZM53 238V237H52ZM81 238V237H80ZM137 238V237H136ZM173 238V237H172ZM215 238V237H214ZM233 238V237H232ZM263 238H264V236H263ZM42 239V238H41ZM92 239V238H91ZM116 239H117V237H116ZM122 239V238H121ZM174 239V238H173ZM207 239V238H206ZM262 239V238H261ZM22 240V239H21ZM61 240V239H60ZM68 240H69V238H68ZM73 240V239H72ZM203 240V239H202ZM231 238L230 237H228V236H226L224 239H223V242H224V244L227 246V245H229L230 243H231ZM25 241V240H24ZM23 241V242H24ZM35 241V240H34ZM48 241V240H47ZM109 241V240H108ZM114 241V240H113ZM147 241V240H146ZM217 241V240H216ZM37 242V241H36ZM52 242V241H51ZM50 242V243H51ZM62 242V241H61ZM84 242V241H83ZM92 242H94V241H92ZM110 242H112V241H110ZM263 242H264V240H263ZM262 242V243H263ZM76 243V242H75ZM98 243V242H97ZM106 243V242H105ZM125 243V242H124ZM154 243V242H153ZM200 243V242H199ZM255 243V242H254ZM259 243V242H258ZM18 244V243H17ZM66 244V243H65ZM86 244V243H85ZM204 244V243H203ZM220 244H222L221 242H220ZM237 244V243H236ZM252 244V243H251ZM102 245V244H101ZM106 245V244H105ZM131 245H132V243H131ZM142 245V244H141ZM186 245V244H185ZM197 245V244H196ZM199 245H201V244H199ZM198 245V246H199ZM235 245V244H234ZM240 245V244H239ZM10 246V245H9ZM45 246V245H44ZM60 246V245H59ZM76 246V245H75ZM87 246V245H86ZM89 246V245H88ZM108 246V245H107ZM168 246V245H167ZM201 246H203V245H201ZM258 246V245H257ZM26 247V246H25ZM30 247V246H29ZM29 247H27V248H29ZM37 247V246H36ZM35 247V248H36ZM41 247V246H40ZM39 247V248H40ZM64 247V246H63ZM96 247V246H95ZM130 247V246H129ZM137 247V246H136ZM172 247V246H171ZM216 247V246H215ZM223 247V246H222ZM221 247V248H222ZM234 247V246H233ZM19 248V247H18ZM24 248V247H23ZM26 248V249H27ZM34 248V249H35ZM47 248V247H46ZM89 248H91V247H89ZM101 248V247H100ZM143 248H144V246H143ZM166 248V247H165ZM181 248V247H180ZM226 248V247H225ZM41 249V248H40ZM49 249V248H48ZM62 249V248H61ZM73 249V248H72ZM94 249V248H93ZM116 249V248H115ZM142 249V248H141ZM146 249V248H145ZM200 248H198V250H199ZM227 249V248H226ZM237 249H239V248H237ZM252 250H253V247L251 248ZM260 249H261V247H260ZM9 250V249H8ZM32 250V249H31ZM42 250V249H41ZM59 250V249H58ZM65 250V249H64ZM101 250V249H100ZM105 250V249H104ZM127 250H129V249H127ZM147 250H149V249H147ZM151 250V249H150ZM149 250V251H150ZM154 250H155V248H154ZM162 250V249H161ZM178 250H179V248H178ZM193 250H195V247H194V249ZM205 250V249H204ZM213 250H215V249H213ZM213 250H212V252H213ZM221 250V249H220ZM223 250V249H222ZM10 251V250H9ZM19 251V250H18ZM55 251H56V249H55ZM74 251V250H73ZM87 251H89V249L87 250ZM98 251H99V249H98ZM116 251V250H115ZM211 251V250H210ZM216 251H219V250H216ZM241 251V250H240ZM255 251V250H254ZM263 251V250H262ZM14 252V251H13ZM28 252V251H27ZM58 252V251H57ZM56 252V253H57ZM85 252V251H84ZM110 252V251H109ZM118 252V251H117ZM145 252V251H144ZM176 252V251H175ZM196 252V251H195ZM194 252V253H195ZM212 252H210L211 254H212ZM219 252H221V251H219ZM218 252V253H219ZM257 252V251H256ZM255 252V253H256ZM12 253V252H11ZM23 253H24V251H23ZM40 253V252H39ZM44 253H45V251H44ZM64 253V252H63ZM75 253V252H74ZM112 253V252H111ZM122 253H124V252H122ZM134 253V252H133ZM215 253V252H214ZM242 253V252H241ZM260 253V252H259ZM6 254H8V253H6ZM49 254V253H48ZM99 254V253H98ZM101 254V253H100ZM118 254V253H117ZM128 254V253H127ZM136 254V253H135ZM151 254V253H150ZM170 254V253H169ZM172 254V253H171ZM198 254V253H197ZM201 254V253H200ZM210 254V255H211ZM236 254V253H235ZM13 255V254H12ZM55 255V254H54ZM68 255V254H67ZM84 255V254H83ZM119 255V254H118ZM157 255V254H156ZM166 255V254H165ZM210 255H206V254H202V255H199L198 257H197V259L198 260H200L201 262H202V264H232L233 263V259H235V258H233V257H228V258H226V257H224V256H219V254L216 256L215 255V259H212V257H210ZM214 255V254H213ZM223 255V254H222ZM262 255V254H261ZM264 255V254H263ZM65 256V255H64ZM69 256V255H68ZM117 256V255H116ZM155 256V255H154ZM161 256V255H160ZM187 256V255H186ZM212 256V255H211ZM230 256V255H229ZM14 257V256H13ZM40 257V256H39ZM92 257V256H91ZM104 257V256H103ZM120 257V256H119ZM122 257H124V255L122 256ZM128 257H129V255H128ZM146 257V256H145ZM164 257V256H163ZM177 257V256H176ZM209 257L211 258V259H209ZM236 257V256H235ZM256 257H258V256H256ZM255 257V258H256ZM261 257V256H260ZM260 257H258V258H260ZM16 258V257H15ZM65 258V257H64ZM110 258V257H109ZM125 258V257H124ZM249 258V257H248ZM258 258H256V259H258ZM26 259V258H25ZM44 259V258H43ZM46 259V258H45ZM48 259V258H47ZM63 259V258H62ZM66 259V258H65ZM68 260H69V258H67ZM72 259V258H71ZM95 259V258H94ZM141 259H143V258H141ZM160 259V258H159ZM169 259V258H168ZM10 260V259H9ZM20 260V259H19ZM22 260V259H21ZM50 260V259H49ZM59 261L61 260V259H58ZM81 260V259H80ZM156 260V259H155ZM263 260V259H262ZM261 260V261H262ZM23 261V260H22ZM39 261H40V259H39ZM42 261V260H41ZM51 261H52V259H51ZM82 261V260H81ZM101 261V260H100ZM104 261V260H103ZM117 261V260H116ZM142 261V260H141ZM151 261V260H150ZM176 261V260H175ZM185 261V260H184ZM190 261V260H189ZM36 262H37V260H36ZM44 262H45V260H44ZM54 262V261H53ZM73 262V261H72ZM84 262V261H83ZM86 262H89V261H86ZM119 262V261H118ZM145 262V261H144ZM152 262V261H151ZM157 262V261H156ZM166 262V261H165ZM167 262H168V260H167ZM166 262V263H167ZM170 262V261H169ZM255 262V261H254ZM253 262V263H254ZM17 263V262H16ZM15 263V264H16ZM65 263V262H64ZM76 263V262H75ZM122 263V262H121ZM129 263V262H128ZM188 263V262H187ZM251 263V262H250ZM19 264V263H18ZM63 264V263H62ZM80 264V263H79ZM83 264H85V263H83ZM89 264V263H88ZM102 264H104V263H102ZM165 264V263H164ZM170 264V263H169ZM180 264V263H179ZM258 264V263H257ZM264 264V263H263Z\"/></svg>","mask_w":264,"mask_h":264}]
</instances>
